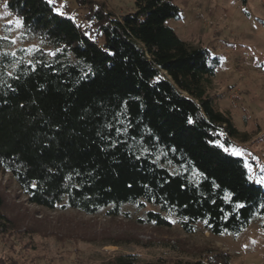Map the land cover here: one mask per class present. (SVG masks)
I'll return each instance as SVG.
<instances>
[{"label": "trees", "instance_id": "16d2710c", "mask_svg": "<svg viewBox=\"0 0 264 264\" xmlns=\"http://www.w3.org/2000/svg\"><path fill=\"white\" fill-rule=\"evenodd\" d=\"M74 1L93 28L57 14L55 2L0 0L22 22L20 38L39 44L23 55L0 39V172L28 204L51 211L128 218L122 207L150 206L157 211L139 222L166 227L169 215L185 234L201 223L212 236L237 235L255 216L264 228V187L214 143L244 138L210 95L219 58L167 26L179 8L133 0L118 17L99 0ZM2 206L0 197V230ZM219 257L206 264L229 263ZM112 263L203 264L131 254Z\"/></svg>", "mask_w": 264, "mask_h": 264}, {"label": "rangeland", "instance_id": "374dc122", "mask_svg": "<svg viewBox=\"0 0 264 264\" xmlns=\"http://www.w3.org/2000/svg\"><path fill=\"white\" fill-rule=\"evenodd\" d=\"M54 2L77 24L93 28L85 20L87 8L74 0ZM171 2L179 8L180 15L167 21V26L181 40L204 47L219 58L210 95L218 110L230 112L235 128L244 136L231 140L229 147L242 153L233 156L251 165L254 177L258 176L264 170V0ZM99 3L118 17L133 11V0ZM230 9L235 11L233 20L219 17L223 10ZM5 12L0 2V37L16 41L12 51L22 49L23 55H28L37 49L36 41L20 38L17 19L4 16ZM0 197L4 216L0 264H113L123 254L136 255L141 263L162 259L206 264L227 254L228 264H264V228L257 216L240 234L212 236L201 223L196 224L192 234H185L169 215H164L169 222L166 227L139 222L145 211H157L150 206L143 211L131 205L122 207L128 218H110L104 213L85 215L70 209L51 211L28 204L15 182L1 172Z\"/></svg>", "mask_w": 264, "mask_h": 264}, {"label": "snow or ice", "instance_id": "6c2138e0", "mask_svg": "<svg viewBox=\"0 0 264 264\" xmlns=\"http://www.w3.org/2000/svg\"><path fill=\"white\" fill-rule=\"evenodd\" d=\"M47 3H48L49 5H52V4L54 3V0H47ZM3 7H4L5 9H7V7H8L7 3H5V4L3 5ZM54 11H55L57 14H59V15H63V13L60 11L59 8H55ZM8 15H10V13H8V12H5V13H4V16H8ZM8 23H9V24H12L13 22H12V21H9ZM15 25H16V27H22V26H23L22 22H21L19 19H17V20L15 21ZM86 35H87V33H86ZM0 39H5V40H7L8 37H6V36H5V37H0ZM11 42H12L13 44L16 43L15 40H13V41H11ZM4 55H5V56H7V55H11V56L14 57V56L16 55V53H15V52L4 53ZM50 55H55V53H50ZM29 63H31V62L29 61ZM7 75H8L9 77H12L13 73H12L11 71H9V72L7 73ZM0 82H2V81H0ZM8 87H11V85H8ZM188 122H189V123H192L191 118H189ZM117 133H118V134L120 133V129H117ZM214 143L216 144L217 147H219L220 149H222L225 153H230V154H232V155H237V156L242 155L241 151H240L239 149L235 148V147H229V146H226L225 144L219 143L218 141H216V142H214ZM245 168L248 170V173H249V180H252L254 183H256V184H258V185L264 186V170H262L261 173H260L258 176H255V177H254L252 166L249 165V164H247V163H245ZM231 195H232L231 193H227V194L225 195V200H226V201L230 200ZM236 207H237V208H244L245 205H244V204H237ZM262 207H264V205H262Z\"/></svg>", "mask_w": 264, "mask_h": 264}, {"label": "crops", "instance_id": "0c3cea01", "mask_svg": "<svg viewBox=\"0 0 264 264\" xmlns=\"http://www.w3.org/2000/svg\"><path fill=\"white\" fill-rule=\"evenodd\" d=\"M219 17H223L224 19L226 20H233L234 17H235V11L230 9V10H223L221 13H220V16ZM218 17V18H219ZM219 35L221 34V32L218 33Z\"/></svg>", "mask_w": 264, "mask_h": 264}]
</instances>
